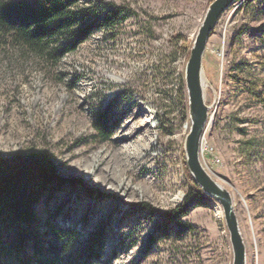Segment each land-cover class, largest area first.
I'll use <instances>...</instances> for the list:
<instances>
[{"label": "rangeland", "instance_id": "obj_1", "mask_svg": "<svg viewBox=\"0 0 264 264\" xmlns=\"http://www.w3.org/2000/svg\"><path fill=\"white\" fill-rule=\"evenodd\" d=\"M82 1L96 6V23L110 11L117 22L97 28L56 64L0 35V157L50 153L60 180L40 209L77 231L68 255L73 263L90 255L91 264H233L216 199L201 190L186 215L174 211L194 179L186 152L192 126L186 69L214 0ZM203 77L209 119L201 162L232 195L246 264H264V0H236L221 14L204 52ZM125 109L134 114L124 120L125 132L150 127L133 143L139 169L127 172L106 159L94 172L100 160H87L113 146ZM97 111L107 112V139L93 126ZM86 149L88 158L72 157ZM144 155L150 164H142ZM92 172L109 183L89 180ZM123 179L129 186L122 187Z\"/></svg>", "mask_w": 264, "mask_h": 264}, {"label": "trees", "instance_id": "obj_2", "mask_svg": "<svg viewBox=\"0 0 264 264\" xmlns=\"http://www.w3.org/2000/svg\"><path fill=\"white\" fill-rule=\"evenodd\" d=\"M96 14V6L84 5L82 0H0V35L38 59L56 64L97 28L117 22L115 11L98 23ZM64 40L70 44L63 45ZM109 125L106 111L94 114L93 126L102 139L110 136ZM191 179V193L174 210L179 217L187 214L185 207L202 190ZM59 180L54 159L47 151L0 157V264L92 263L90 255L71 262L68 255L77 231L46 217V205ZM41 205L45 208L40 209Z\"/></svg>", "mask_w": 264, "mask_h": 264}, {"label": "water", "instance_id": "obj_3", "mask_svg": "<svg viewBox=\"0 0 264 264\" xmlns=\"http://www.w3.org/2000/svg\"><path fill=\"white\" fill-rule=\"evenodd\" d=\"M236 0H214L208 9L191 49L186 69V83L189 92L192 126L186 140L187 164L202 190L216 199L222 206L226 226L234 251L233 264H246V247L239 228L231 193L219 184L202 165L201 141L209 119V106L205 103L203 77V56L209 37L221 14Z\"/></svg>", "mask_w": 264, "mask_h": 264}, {"label": "bare ground", "instance_id": "obj_4", "mask_svg": "<svg viewBox=\"0 0 264 264\" xmlns=\"http://www.w3.org/2000/svg\"><path fill=\"white\" fill-rule=\"evenodd\" d=\"M118 72H119L120 75L126 76V75H124V71L120 70ZM108 78H109L110 82H112V83L115 82V83L120 84V85L126 84L127 81H129V78H127V77H125L126 80L123 81V82H119L120 79H119V81H116V80L110 79V77H108ZM71 101H73V102L79 101V98L77 96L76 97H72ZM151 103L152 102L149 101L148 104H146V105H148L147 110H145L146 112L149 111L150 108H152V106L149 105ZM116 111H118V110H116ZM131 113L132 112H129L128 109H125V110H123L122 112L119 113L118 119L116 120V126L114 128V132L116 134L115 135L116 137L113 140V146H111V147H109L107 149H102V150L97 151L95 153L96 157H94V154L92 156L90 155L89 158L87 157L86 152H88L89 149L81 150L77 154H72V157H79L80 155H83L86 158H88V160H87L88 163L94 162V160H96V158H98L100 160V162L95 164L94 170H93L94 172H95V169H100L101 168L102 164H104L106 162L105 161L106 159H108L110 162H112L113 159H114V160L117 161L119 167L121 165H123L124 168L122 167L121 169H123V170L127 169V172L130 171V172L134 173V170L139 169V168H137L138 165H139V163H138V161H139V154H138L139 149L138 148H133V143L136 141L137 136L142 134L143 130H141V128H150V127L147 126V125L138 126L139 129H140V132L138 133L137 131H139V130H136V132H137L136 135L137 136L132 131L125 132L127 127L130 126V125H127L128 121L124 122V120L130 118L131 116H134V114H131ZM156 113H157V111H154V114H156ZM141 114L142 113H138L139 117H141ZM122 123H123V125H122ZM135 128H137V127H135ZM149 133H150V130H149L148 134ZM146 140H148V138H146ZM130 150H133V152H130ZM124 158H125V160H124ZM141 159H144L142 164H144V165L150 164V159L148 157H146L145 155L141 156ZM134 160H136L137 162H135ZM106 172L109 173V171H107V170H106ZM143 172L146 173V171H141L142 174H144ZM107 176H108V174L106 175V177ZM108 179H105V178L103 179L102 177L101 178H99V177L97 178L93 174V172L89 176V180L97 181V183H100L101 185H105V184L109 183ZM124 185H128L129 186V184L126 183V181L123 179L122 180V187ZM177 198H179V195L175 196V199H177Z\"/></svg>", "mask_w": 264, "mask_h": 264}, {"label": "built area", "instance_id": "obj_5", "mask_svg": "<svg viewBox=\"0 0 264 264\" xmlns=\"http://www.w3.org/2000/svg\"><path fill=\"white\" fill-rule=\"evenodd\" d=\"M203 145H204V137L201 141V146H202V150H203ZM210 151H213V147L211 149H209ZM217 161H219V159L217 158Z\"/></svg>", "mask_w": 264, "mask_h": 264}]
</instances>
